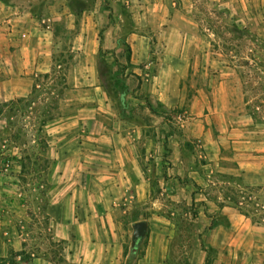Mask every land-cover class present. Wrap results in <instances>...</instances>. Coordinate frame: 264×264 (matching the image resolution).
Instances as JSON below:
<instances>
[{"label":"crops","instance_id":"crops-1","mask_svg":"<svg viewBox=\"0 0 264 264\" xmlns=\"http://www.w3.org/2000/svg\"><path fill=\"white\" fill-rule=\"evenodd\" d=\"M84 1L91 7H75ZM246 2L249 15L264 10V0ZM13 3L0 0V104L27 97L34 76L51 71L56 23L75 30V54L65 112L44 127L51 163L44 213L48 240L61 246L32 243L33 217L18 189L22 157L14 155L15 175L9 166L0 171V264L13 255L15 264H207V249L217 251L211 264H264V222L221 188L220 205L208 197L216 173L220 185L237 175L264 196V125L234 106L224 78L208 76L198 24L178 0ZM38 3L52 15L38 13ZM229 159L236 168L222 165ZM173 202L197 213L184 240ZM141 221L147 235L134 252Z\"/></svg>","mask_w":264,"mask_h":264},{"label":"rangeland","instance_id":"rangeland-1","mask_svg":"<svg viewBox=\"0 0 264 264\" xmlns=\"http://www.w3.org/2000/svg\"><path fill=\"white\" fill-rule=\"evenodd\" d=\"M30 1L32 0H14L13 5L17 7L18 4L22 5ZM84 2L75 7L78 9L91 7L89 1ZM247 5L246 0H178L179 11L192 16L198 24L203 44L208 50V60L212 64L208 76L218 75L224 78L233 94L234 106L251 115L256 123L264 125V10L259 8L257 10L259 15H249L250 9ZM49 7L50 5L45 3L35 5L38 13L43 15L44 12H48L50 16L52 14ZM53 27L59 39L56 40L54 51L51 52L52 65L61 64L65 68L69 66L75 54L72 48L75 30L69 29L66 22L56 23ZM110 71L104 70V76L109 91L113 93L112 89L116 81L112 73L108 74ZM35 78L34 76V81ZM189 84L195 85L196 81L190 78ZM56 88L53 86L41 88L46 93L30 99L35 100L30 110L36 119L49 106L55 105L53 99L61 90L57 88L55 92ZM49 92L52 93L48 94ZM54 112L60 115L65 111L59 109ZM31 122L32 119L28 117H12L7 110L0 117V130L2 126L6 128L4 132L0 131V171L9 166L12 170L11 174L15 175L16 171L13 170H16V165L11 162L12 157L14 155L31 157L30 161L24 160L26 167L22 170L20 166V173L17 174L18 189L22 193L23 203L33 217L29 226L30 239L33 244L43 242L48 247H55L56 244L48 240L49 221L43 212L46 201L43 193L47 189V184L51 187L50 169L45 170L46 164L41 155V145L33 142L31 134L27 138L23 136L27 129L32 130ZM20 130L23 135L19 140H15L14 136ZM25 142L28 144H24ZM4 145L7 147H3ZM36 155L40 156V159L37 160ZM226 155L232 156L230 152ZM222 165L229 168L237 167V164L230 159L222 161ZM215 178L216 186L210 191L208 196L210 199L220 205L221 188L226 194L225 198L243 214L257 222H264V196L260 194L259 188L245 187L242 185L241 177L237 175H228L227 185L225 183L220 185L222 179L220 173H216ZM170 214L184 240L183 237L186 238L192 231L190 220L197 213H190L183 204L173 202ZM207 251V264H211L216 260L214 257L217 256V251L214 249Z\"/></svg>","mask_w":264,"mask_h":264},{"label":"trees","instance_id":"trees-1","mask_svg":"<svg viewBox=\"0 0 264 264\" xmlns=\"http://www.w3.org/2000/svg\"><path fill=\"white\" fill-rule=\"evenodd\" d=\"M73 58V57H72ZM67 70L68 67H63L61 64L58 65H53L51 71L49 73L46 74H40L37 75L34 81V85L32 88V92L26 97V98H19V99H15V100H11L9 102H5L0 104V117L4 115V112L7 110L8 113L10 115H12V117H23V118H30L32 119V130H28L25 132V134H22V130L18 131V133L16 134V136H14L15 140H19L21 135L27 137H30L29 135L31 134L32 140L33 142H35L36 144H40L41 145V155L43 156V159L45 161L46 164V169L48 170L50 169V159L47 156L48 153V148H49V142L48 139L46 137V135L44 134V127L46 126V124L57 118L59 115L56 114L54 111L59 110L60 109V103L61 100L64 98L65 92L69 89V85L67 83ZM57 87L60 88L61 90L56 94V97L53 99V102L55 103V105H51L49 106L46 110H44L42 112V114L36 119L34 116H32V111L30 109L33 108V105L35 104V100H30L31 98H34V96L38 97L39 95L45 94L46 92L44 90H41V88L44 87ZM57 88L55 89V92L57 91ZM53 92V93H55ZM52 92H49L48 94H50ZM35 97V98H36ZM24 133V132H23ZM24 144H28V142H25ZM36 159H40V156L36 155ZM24 160H31L30 156H27L25 158H21L20 159V164L22 167V170L25 169V164H24ZM50 189V185L47 184V189L45 190V192L43 193V197L46 200V193L47 191ZM46 203V201H45ZM44 209H45V205H44ZM43 209V212H44ZM49 221V220H48ZM215 225V223H212V227ZM58 246H61V244H56ZM22 256V259L24 261H29L30 256L28 254H26V252H22L20 254ZM6 262H9L10 264H15L16 260H15V255L10 256L9 259H5L4 261H2V264H5Z\"/></svg>","mask_w":264,"mask_h":264},{"label":"water","instance_id":"water-1","mask_svg":"<svg viewBox=\"0 0 264 264\" xmlns=\"http://www.w3.org/2000/svg\"><path fill=\"white\" fill-rule=\"evenodd\" d=\"M133 227L134 233L132 237V249L134 252H136L147 235L148 226L145 221H141L135 223Z\"/></svg>","mask_w":264,"mask_h":264}]
</instances>
